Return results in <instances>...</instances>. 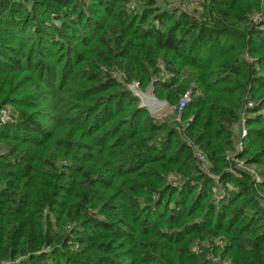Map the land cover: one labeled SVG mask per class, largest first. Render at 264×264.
Here are the masks:
<instances>
[{"label":"trees","instance_id":"trees-1","mask_svg":"<svg viewBox=\"0 0 264 264\" xmlns=\"http://www.w3.org/2000/svg\"><path fill=\"white\" fill-rule=\"evenodd\" d=\"M7 108L0 264H264V0H0Z\"/></svg>","mask_w":264,"mask_h":264},{"label":"built area","instance_id":"built-area-1","mask_svg":"<svg viewBox=\"0 0 264 264\" xmlns=\"http://www.w3.org/2000/svg\"><path fill=\"white\" fill-rule=\"evenodd\" d=\"M133 86L134 84L138 85V83L134 82V83H131ZM190 98H191V92L190 91H185L179 98L178 100V103L176 105V110L178 112H181L183 111L184 107L187 105V103L190 101ZM249 106L252 105L251 102L248 103ZM9 114V109H1L0 110V119H3V115L5 116H8ZM236 130H237V133H238V139H237V143H236V147L238 150H242V147H243V144H242V141L240 139H242L245 135H246V127H245V117L242 116L240 118V121H239V124H237L235 126ZM202 160H203V157L201 156L200 157ZM233 168L237 171L238 168H245V164L243 161H240V160H236V163L233 166H230L228 168L229 172L233 173L234 170ZM252 173H254V170L252 168H248ZM233 170V171H231ZM255 181L256 182H259L260 179L258 176H255ZM215 191V196L217 199H222L224 194H223V191L222 189H214Z\"/></svg>","mask_w":264,"mask_h":264},{"label":"water","instance_id":"water-1","mask_svg":"<svg viewBox=\"0 0 264 264\" xmlns=\"http://www.w3.org/2000/svg\"><path fill=\"white\" fill-rule=\"evenodd\" d=\"M128 87L135 95L139 97V106H145L146 108H148L150 113H153L160 107H163L164 105L168 104L166 100H159L154 95L153 81L147 85L144 91L136 89L135 86H133L132 84H129Z\"/></svg>","mask_w":264,"mask_h":264},{"label":"rangeland","instance_id":"rangeland-1","mask_svg":"<svg viewBox=\"0 0 264 264\" xmlns=\"http://www.w3.org/2000/svg\"><path fill=\"white\" fill-rule=\"evenodd\" d=\"M193 2H194V0H193ZM134 86H135L136 89L141 90V89L139 88V85L134 84ZM141 91H142V90H141ZM159 100H162V99H159ZM166 102H167V101H166ZM172 108H173V107H172L171 105H169V104L164 105L163 107H160L159 109H157L156 111H154V112L152 113V115L155 116V117L160 118L161 115L170 113V112L172 111ZM8 109H9V108H8ZM3 119H7V116L3 115ZM236 160H239V159H236ZM236 160H235V163H236ZM240 161H243V160L240 159ZM243 162H244V161H243ZM239 169H243V168H238L237 171H238ZM233 170H234L233 174H237V171H236L234 168H233ZM233 170H231V171H233ZM230 173H231V172H230ZM219 242H220V241H219Z\"/></svg>","mask_w":264,"mask_h":264}]
</instances>
